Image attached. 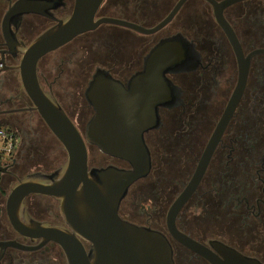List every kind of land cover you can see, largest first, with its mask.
Instances as JSON below:
<instances>
[{
    "label": "flooded vegetation",
    "instance_id": "1",
    "mask_svg": "<svg viewBox=\"0 0 264 264\" xmlns=\"http://www.w3.org/2000/svg\"><path fill=\"white\" fill-rule=\"evenodd\" d=\"M17 1L5 0L0 17V126L4 124L19 138L18 158L6 162L2 175L10 176L15 184L31 174L20 175V170L28 164L31 151L42 146L39 127L43 120L32 111L33 103L19 79L22 49L58 20L69 17L76 4V0H47L48 15L13 18V42L5 37L3 20ZM212 1L220 5L227 0ZM95 19L123 21L146 32L105 22L39 62L43 90L56 99L83 136L95 114L87 91L96 75L126 89L140 81L150 84L147 64L153 59L152 71H162L164 86L180 91L177 105L159 108L158 127L144 134L151 172L130 187L119 208L121 218L165 235L174 264H210L174 239L166 218L193 178L237 87L244 86L217 138L203 179L178 215L177 227L219 259L223 256L211 243L264 264V0H237L217 13L208 0H104ZM161 46L164 53L156 62L153 53ZM92 149L96 148L89 147L90 168H129L126 162L99 151L107 163L93 165ZM6 201L4 205L0 201V264H68L58 244L31 239L14 229ZM23 210L37 222L71 233L60 201L53 197L31 195ZM81 241L88 253L91 244Z\"/></svg>",
    "mask_w": 264,
    "mask_h": 264
},
{
    "label": "water",
    "instance_id": "2",
    "mask_svg": "<svg viewBox=\"0 0 264 264\" xmlns=\"http://www.w3.org/2000/svg\"><path fill=\"white\" fill-rule=\"evenodd\" d=\"M103 1L76 0L74 11L69 17L58 20L22 49L18 67L22 89L33 103L32 111L38 112L67 157L64 164L52 173L35 172L18 180L8 194L6 212L10 223L20 234L58 244L65 252L68 264H174L173 249L167 237L124 221L119 215V208L130 187L149 176L152 162L144 134L158 127L159 108L177 105L179 89L164 86L166 83L162 71H152V67H156L153 59L147 64L152 79L150 84L140 81L126 89L112 79H102L101 75H96L87 91V100L95 114L83 136L56 99L43 90L39 81L38 65L43 57L105 22L146 32L119 20H96ZM208 1L217 13L237 0H227L220 5ZM29 13L46 16L51 13V7L47 0H18L3 20V32L7 40L15 41L10 36V21L15 17L21 20ZM162 25L149 32L156 31ZM163 53L164 46H161L152 57L160 62L159 56ZM243 88L237 87L193 178L172 203L166 218L167 228L174 239L202 255L210 264H261L226 246L211 243L214 249L221 252L223 258L219 259L177 227L178 215L203 179L217 138H220L223 127L231 118ZM89 147H95L111 159L126 162L129 168L115 165L90 168ZM6 171V167L0 166L1 173ZM31 195L59 200L61 215L71 233L33 220L23 210L24 201ZM81 240L91 244L88 253Z\"/></svg>",
    "mask_w": 264,
    "mask_h": 264
},
{
    "label": "rangeland",
    "instance_id": "3",
    "mask_svg": "<svg viewBox=\"0 0 264 264\" xmlns=\"http://www.w3.org/2000/svg\"><path fill=\"white\" fill-rule=\"evenodd\" d=\"M6 8L5 0H0V17ZM3 128H6L4 124H1ZM7 129V128H6ZM40 137L42 139V146L40 148H36V150H32L29 155V162L26 164L21 170L20 175H26L32 172L38 171H53L66 161V152L64 151L61 144L56 140V138L51 134L46 125L41 122L39 127ZM18 154V153H17ZM15 154L14 156H17ZM91 161L95 159V163L93 165L107 163L104 158L99 155L97 149H92L90 151ZM15 181L10 176H2V181L0 184V195L2 199H0L1 203L4 205L5 200L14 186Z\"/></svg>",
    "mask_w": 264,
    "mask_h": 264
},
{
    "label": "built area",
    "instance_id": "4",
    "mask_svg": "<svg viewBox=\"0 0 264 264\" xmlns=\"http://www.w3.org/2000/svg\"><path fill=\"white\" fill-rule=\"evenodd\" d=\"M18 142L19 138L15 132L0 126V156L5 162H9L12 159Z\"/></svg>",
    "mask_w": 264,
    "mask_h": 264
},
{
    "label": "trees",
    "instance_id": "5",
    "mask_svg": "<svg viewBox=\"0 0 264 264\" xmlns=\"http://www.w3.org/2000/svg\"><path fill=\"white\" fill-rule=\"evenodd\" d=\"M2 127V126H1ZM16 153V150L13 152V157ZM6 164V162L4 161V159L0 156V166H4ZM2 173L0 172V184H1V181H2ZM0 212H1V209H0Z\"/></svg>",
    "mask_w": 264,
    "mask_h": 264
}]
</instances>
